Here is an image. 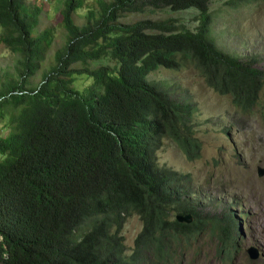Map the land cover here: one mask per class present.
<instances>
[{
  "label": "trees",
  "instance_id": "1",
  "mask_svg": "<svg viewBox=\"0 0 264 264\" xmlns=\"http://www.w3.org/2000/svg\"><path fill=\"white\" fill-rule=\"evenodd\" d=\"M209 5L61 0L66 43L30 88L51 32L34 35L39 8L0 0V45L19 56L14 75L0 77V122L7 131L0 136V264H172L195 236L231 244L239 232L234 215L205 213L190 196V176L158 164L164 139L189 162L200 157L201 143L192 133V105L148 78L189 66L242 113L256 106L264 71L217 49ZM83 9L79 26L74 16ZM149 9H192L197 25L190 31L172 22L120 23ZM102 60L111 65L91 68ZM77 76L91 81L82 93L73 86ZM132 215L141 230L128 254L121 232Z\"/></svg>",
  "mask_w": 264,
  "mask_h": 264
},
{
  "label": "rangeland",
  "instance_id": "2",
  "mask_svg": "<svg viewBox=\"0 0 264 264\" xmlns=\"http://www.w3.org/2000/svg\"><path fill=\"white\" fill-rule=\"evenodd\" d=\"M93 0H85L90 4ZM108 1V0H105ZM213 17L211 37L218 50L240 60L253 61L264 71V0L236 6L234 0H209ZM27 6L41 10L34 35L49 30L52 42L30 88L36 87L54 63V54L66 43L59 11L61 0H25ZM85 9L76 13V25L84 24ZM194 10L171 12L149 9L142 15H127L120 23L131 24L142 20L172 22L176 27L194 31L197 25ZM1 34V30H0ZM18 55L0 45V77L14 75ZM111 65L107 60L91 65L92 69ZM149 80L163 83L171 96L192 105V133L201 143L200 157L192 162L171 141L164 139L156 153L161 167L188 174L190 196L205 213L220 215L230 211L239 227L231 244L219 245L209 234L193 238L190 246L179 249L172 264H264V87L259 101L248 113H242L229 97H221L207 88L192 67L178 72L159 70ZM91 81L77 76L73 83L82 93ZM7 131L0 122V136ZM189 222L190 217L179 218ZM141 230L136 215L126 218L121 235L126 252L134 248V240ZM255 249L258 258L251 261L247 251Z\"/></svg>",
  "mask_w": 264,
  "mask_h": 264
},
{
  "label": "water",
  "instance_id": "3",
  "mask_svg": "<svg viewBox=\"0 0 264 264\" xmlns=\"http://www.w3.org/2000/svg\"><path fill=\"white\" fill-rule=\"evenodd\" d=\"M179 218H181V217H179ZM179 218L177 219L179 222H182V221H180L179 220ZM190 222V221H189ZM185 223V222H184ZM188 223V222H187ZM247 254H248V257H249V259L251 260V261H254V260H256L257 258H258V254H257V251L255 250V249H253V248H251V249H249L248 251H247Z\"/></svg>",
  "mask_w": 264,
  "mask_h": 264
}]
</instances>
